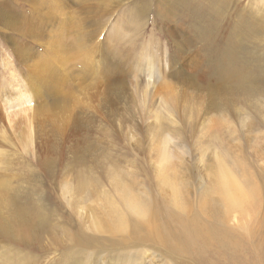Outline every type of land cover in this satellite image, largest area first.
Wrapping results in <instances>:
<instances>
[{
	"label": "rangeland",
	"instance_id": "1",
	"mask_svg": "<svg viewBox=\"0 0 264 264\" xmlns=\"http://www.w3.org/2000/svg\"><path fill=\"white\" fill-rule=\"evenodd\" d=\"M158 1L87 0L78 10L73 0L70 14L24 4L26 25L42 31L12 38L60 75L54 97H38L30 86L37 70L0 33V184L14 212L37 205L49 215L44 229L29 228L27 243L0 231V264H264V95L245 79L209 76L236 66L251 76L239 68L253 64L252 47L232 28L264 10V0H232L215 28L202 18L208 43L194 35L198 16L191 22L175 0L182 21L161 23ZM88 37L108 74H84L82 57L63 72L43 47ZM256 71L264 79V68ZM105 81L101 96L84 92ZM222 172L250 193L237 208L224 202ZM129 198L145 215L129 209ZM110 205L125 230L109 218ZM78 245L83 252L68 261Z\"/></svg>",
	"mask_w": 264,
	"mask_h": 264
},
{
	"label": "bare ground",
	"instance_id": "2",
	"mask_svg": "<svg viewBox=\"0 0 264 264\" xmlns=\"http://www.w3.org/2000/svg\"><path fill=\"white\" fill-rule=\"evenodd\" d=\"M85 2H87V0H78V7L76 9L82 10L85 6ZM175 2L176 4H178L180 13L188 14V16L191 19V22H192L191 15L193 13L198 16L199 21L193 25V31H194L196 40L199 41L200 43L202 42L208 43L207 37L209 35H212L211 33L206 36V33L203 30L205 28L201 26L202 18L210 19L211 21L210 28H215L219 24L220 18L225 13V11H226L225 16L228 13L230 14L232 12V3H233L232 0H175ZM24 4L29 5L31 10L36 9V7L39 8L40 6L55 5L58 8L57 13L60 12L64 14H70L71 13L70 5H73L74 2L73 0H0V33L3 34V37L5 35L4 42L10 45L12 55L15 56L18 59V61L23 63L25 66H29V63L31 62L32 59L29 53L24 52L25 50L21 47V45L19 43H16L13 40L12 38L13 32H19L25 40L26 39L28 40V38H32L31 36L39 35L40 31L42 30L41 28H38L37 25H33L35 23L26 25L24 21L25 18L23 15ZM175 6L176 5L174 4V0L172 1L171 0H159L158 1V6L156 7L155 12L160 18L161 23L177 24L182 21V18L180 16L181 14L179 15L174 10ZM227 6H229V10H226ZM202 7H205L204 9L205 15L198 14L201 11ZM206 12H209V13L206 14ZM41 13H42V10H41ZM30 18L31 17H29V19ZM45 19H47V17ZM45 22L47 21H44V24ZM32 26L36 27L37 30L36 31L34 30L35 32L33 33H31L32 32L31 31L30 32L31 34L29 35L28 32L32 30L31 29ZM232 29H233V33H235L236 38H238L243 43L252 47L251 48V58L254 59L253 64L252 62H249L246 59L244 60L245 63L244 62L242 63V67L240 66L239 68L240 70L242 68H249L252 71V74L251 76L244 77L242 76L240 71H238V67L236 66L233 68H228L224 70L223 72H219L221 76L216 77L214 74H211V75L209 74V76L212 79H214L215 82H218V83H224L228 81H238L239 79H245L246 82L251 85L250 88H252L251 89L252 92H257V94L264 95V88H263L264 79L262 77L263 74L262 72L259 74L258 71L254 73L255 70L264 68L263 66L264 65L263 63V60H264L263 59V55H264V52H263V49H264V10L259 9L255 12L251 11L249 13H246L245 15L239 16L236 25ZM211 31L212 30H210V32ZM101 33L102 31L99 33L98 37H100ZM25 34H28V36ZM48 37L50 38V36ZM36 38L38 37L36 36ZM42 42L44 43L45 41H42ZM91 42H92V38L88 37L84 42L82 40L81 41L77 40L68 46L65 43H62L58 40H54L52 38L51 41H49L48 39V42L43 44V47L45 46V49H47V54L49 56H55L59 59L60 63L62 64V67L65 70L64 71L62 69L63 72L68 71V65L70 63H73L74 60H77L82 57L83 58L82 60L84 61L79 62L78 60V63L82 64V66L79 68L81 69L84 68V74H85V71L86 73L88 71H91L95 74H99V73L108 74L105 72L108 70L105 67V63L96 62L94 59V57H96L95 53L92 54L89 51V48H93V47H90ZM177 45L181 46V43H177ZM39 60H42V59H39ZM173 60H171L170 62V65H171L170 68L173 69L174 67L175 70L180 69L179 67L177 68V66H174L175 62ZM35 61L36 60H34V62H31L32 65L30 67L32 70H37L38 75L34 72L33 76L36 77V79L39 76V80L35 83L31 81L30 86H32V88H34L36 91L37 89H39V92H37V95L39 98H49V97L56 96L57 89L54 83L56 80L60 78V75L57 72H52V73L50 72V66H48L47 59L43 61H37V62ZM76 65L78 67V64ZM105 83L107 82L105 81ZM105 83L103 82L101 85L100 83L99 84L92 83L89 86L85 87L84 92L87 94H93L96 97H99L104 93V91L103 92L101 91L102 86H104L103 87L104 90L107 87L109 89L110 85H108V83L106 85ZM110 83L111 82L109 81V84ZM220 180H221V184L219 186V190L221 191L224 197L225 204L229 205L231 208L234 209V208L239 207L242 204L243 200L248 199L250 197V193L245 192L244 189L241 186H239V184H237L234 181V178L227 172H222V174L220 175ZM9 198L10 197L8 195V187L5 184H0V231L5 236H8V234L12 235L11 239L15 238L19 243H27L31 237L28 234L29 228L33 229L36 226L39 230L44 229L46 227V221L48 220L49 215H46L44 213L43 206H37V205H36L37 207L33 206L29 209L14 212L13 211L14 209H11V203L9 201ZM138 204L135 203L133 198L128 199V207L129 209H131L132 212L135 211L139 215H145V211H141L139 209ZM8 211H9V214H8ZM108 211H109V218H113L115 224H117L118 227L122 229V231L125 230L126 223L119 216L117 210L110 205L108 206ZM14 220L18 223L19 226L17 228L20 231L22 230V234L17 229H15L14 226L12 225ZM14 231L16 232L15 236H14ZM77 249L83 252L82 250L84 248L83 246L78 245L76 247V251L74 252V254H72V256L67 257L68 261H70L71 259L74 260V258L78 256L79 251ZM83 258H80V259H83ZM103 263L104 262H102L101 264ZM106 264H111V262L108 261L106 262Z\"/></svg>",
	"mask_w": 264,
	"mask_h": 264
}]
</instances>
